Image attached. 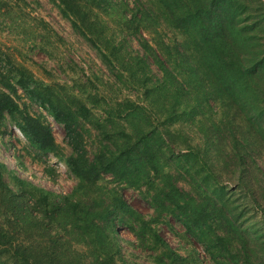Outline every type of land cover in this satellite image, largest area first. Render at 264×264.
Returning <instances> with one entry per match:
<instances>
[{
    "label": "trees",
    "instance_id": "trees-1",
    "mask_svg": "<svg viewBox=\"0 0 264 264\" xmlns=\"http://www.w3.org/2000/svg\"><path fill=\"white\" fill-rule=\"evenodd\" d=\"M59 1L114 75L126 73L135 83L138 100H125V124L116 129L112 108L101 120L84 100L21 65L8 63L0 71V124L5 117L13 121L46 173L51 155L76 180L70 192L56 193L0 162V264H127L119 225L134 237L132 245L154 251L153 263L193 264L158 233L157 223L168 216L190 237L204 240L215 264H264V209L256 198V186L264 187L257 164L264 156V0H156L164 20L184 36L167 43L156 30L160 24L149 22L151 11L134 4L121 21L144 56L129 57L127 64V43L101 34L107 24L85 21L77 0ZM91 1L104 11L112 5ZM141 27L157 36L155 47L137 33ZM19 91L28 103L19 102ZM31 103L63 126L69 154L55 141L46 116L30 113ZM176 123L189 124L196 138L174 152L158 127ZM86 124L99 136L91 155ZM104 175L143 194L152 214L135 210L115 185L100 186ZM248 203L257 218H245Z\"/></svg>",
    "mask_w": 264,
    "mask_h": 264
},
{
    "label": "rangeland",
    "instance_id": "rangeland-1",
    "mask_svg": "<svg viewBox=\"0 0 264 264\" xmlns=\"http://www.w3.org/2000/svg\"><path fill=\"white\" fill-rule=\"evenodd\" d=\"M92 2L91 0H77V5L81 7L78 12L86 14L85 21L88 23L95 24L97 22L100 26L99 21H101L103 24H107L101 34L104 31L107 35H112L116 42L127 43L124 57L126 64L129 57L144 56L134 35H129L132 29H125V24L121 21L123 16L130 17L135 9L134 4L143 5L144 8L151 11L154 18L149 19V22L155 20L160 24L156 30L166 43L170 41V38L176 37L175 41H181L184 37L164 20L156 0H110L112 5L108 6L107 11L96 8ZM105 2L102 3L104 7L106 6ZM61 7L62 4L59 0H0V71L3 72L8 63L21 65L30 70L35 78L47 84L63 86L67 94H73L84 100L95 116L101 120L106 119L107 111L112 108L111 112L117 115L114 116L116 124L113 126L112 123L111 125L117 129L119 122L125 124L122 104L128 99L138 100L135 83L133 84L132 80L129 81L126 73L122 77H116L118 74L108 68L97 49L84 37V33L73 26V17L66 16ZM89 7L96 14L90 13ZM139 31L143 32L155 47L154 39L157 40V36L143 27L137 33ZM87 34L91 36V33ZM106 45L107 40L103 41L104 48ZM148 63L151 70L159 74L150 59ZM60 92L61 97L68 96L63 93L64 91ZM19 94L21 95L19 102L28 103L20 91ZM28 110L32 114L42 113L46 116L47 121L51 124L55 141L62 147L64 154H69L71 150L66 143L63 126L55 122L34 103L29 104ZM120 114L121 116H119ZM152 122L154 125L155 121ZM85 127L90 128L89 133L86 134L85 142L88 154L91 155L92 151L99 146V136L97 130L91 128L90 125L86 124ZM158 131L163 136L165 135V138H169V144L174 152L182 150L189 138H196L195 129L189 127V124L176 123L170 127L160 125ZM46 159L48 166L51 165L52 168L50 174L43 170L44 163L39 160L35 150L28 145L13 121L5 117L0 124V162H4L7 168L17 175L47 190L56 193L70 192L75 186L76 180L68 168L51 155ZM19 161L22 162V166L17 165ZM257 164L264 176V156L257 159ZM5 178L11 187H15L7 175ZM114 185L135 210L146 217L152 214V208L143 194L132 187L125 186L124 183L113 182L110 175H104L100 186ZM178 185L189 188L183 181H180ZM230 186L234 187V184L231 183ZM256 188V198L259 199L258 203L264 209V202L261 200V197L264 196V187L256 186ZM236 196H238V190L233 194L234 198ZM241 200L242 198L239 197L238 202L240 203ZM248 204L250 206L245 208V218L250 216L251 219L257 218L259 212L255 213V205ZM156 227L158 233L169 245L182 256L192 259L193 264H215L205 251L204 240L190 237L176 219L168 216L165 221L157 223ZM118 234L123 239L120 241L121 252L127 260V264H155L151 256L154 251L151 249L141 250L132 245L134 237L127 228L119 225Z\"/></svg>",
    "mask_w": 264,
    "mask_h": 264
}]
</instances>
